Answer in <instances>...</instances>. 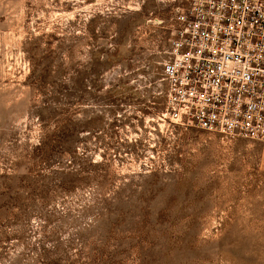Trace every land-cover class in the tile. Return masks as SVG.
Segmentation results:
<instances>
[{
	"label": "rangeland",
	"instance_id": "obj_1",
	"mask_svg": "<svg viewBox=\"0 0 264 264\" xmlns=\"http://www.w3.org/2000/svg\"><path fill=\"white\" fill-rule=\"evenodd\" d=\"M191 0H0V264H264V143L161 120Z\"/></svg>",
	"mask_w": 264,
	"mask_h": 264
},
{
	"label": "built area",
	"instance_id": "obj_2",
	"mask_svg": "<svg viewBox=\"0 0 264 264\" xmlns=\"http://www.w3.org/2000/svg\"><path fill=\"white\" fill-rule=\"evenodd\" d=\"M172 22L161 120L264 143V0H191Z\"/></svg>",
	"mask_w": 264,
	"mask_h": 264
}]
</instances>
